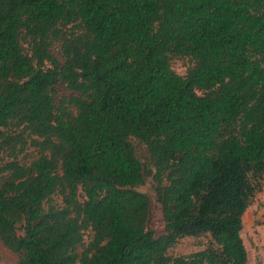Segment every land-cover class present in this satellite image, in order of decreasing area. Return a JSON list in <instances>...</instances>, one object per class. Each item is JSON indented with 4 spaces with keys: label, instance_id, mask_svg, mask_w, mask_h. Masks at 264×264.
<instances>
[{
    "label": "trees",
    "instance_id": "16d2710c",
    "mask_svg": "<svg viewBox=\"0 0 264 264\" xmlns=\"http://www.w3.org/2000/svg\"><path fill=\"white\" fill-rule=\"evenodd\" d=\"M263 188L264 0H0V245L19 264H248ZM186 237L203 248L172 255Z\"/></svg>",
    "mask_w": 264,
    "mask_h": 264
},
{
    "label": "rangeland",
    "instance_id": "374dc122",
    "mask_svg": "<svg viewBox=\"0 0 264 264\" xmlns=\"http://www.w3.org/2000/svg\"><path fill=\"white\" fill-rule=\"evenodd\" d=\"M188 65V59H175L173 61L174 68L181 74H185ZM30 151L32 152V150ZM137 154L144 162L147 170L146 182L138 187V189L150 196V228L156 235H161L165 232V222L162 207L156 198V192L154 190V166L150 155L144 147L138 146ZM243 221L242 236L248 251V264H264V188L253 199L251 205L245 212ZM202 248L201 240L186 237L170 253L174 256L183 255ZM0 253L2 256L0 264H19V256L3 244L0 245Z\"/></svg>",
    "mask_w": 264,
    "mask_h": 264
}]
</instances>
